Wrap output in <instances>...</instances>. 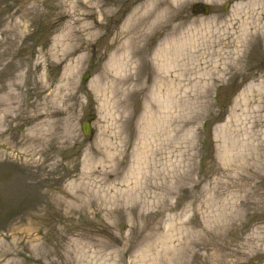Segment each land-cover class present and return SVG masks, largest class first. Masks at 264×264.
Instances as JSON below:
<instances>
[{"label": "rangeland", "instance_id": "rangeland-1", "mask_svg": "<svg viewBox=\"0 0 264 264\" xmlns=\"http://www.w3.org/2000/svg\"><path fill=\"white\" fill-rule=\"evenodd\" d=\"M159 1L0 0V264H264V0Z\"/></svg>", "mask_w": 264, "mask_h": 264}, {"label": "bare ground", "instance_id": "bare-ground-1", "mask_svg": "<svg viewBox=\"0 0 264 264\" xmlns=\"http://www.w3.org/2000/svg\"><path fill=\"white\" fill-rule=\"evenodd\" d=\"M161 1L162 0H160L158 3L159 4L162 3ZM245 2H246V4H250V3L254 4V3H257V0H246ZM243 3H238L237 6L243 5ZM254 14H256V12ZM249 15H251V13ZM263 21H264V18H263ZM133 32H134L133 36L130 37V42H129L128 46L126 47V48H130V50H128L123 55V57H118L115 60V62L113 63L112 67H113V70L115 71L116 75H120L121 73H123V72L125 73V72H128V71L131 72L133 66L134 65L137 66V61L134 59V57H135L136 53H138V51H137L136 48H133V46H134L133 43H134L135 40L138 39V33L139 32L138 31H133ZM242 34L246 35V32H245L244 29H242ZM170 45H172V44H169V42H168V44L166 45L165 50L163 52H161L160 54H156V56L154 57L155 64L157 66H159V69H161L163 71L169 70V68L172 66V63L175 62L174 61L175 57H173V54H171V51H170V49H171V47H169ZM141 51H143V50L141 49ZM254 88L264 92V79H260L258 82H251L248 85V91L249 92L252 91V89H254ZM245 93L247 95L249 94L247 92H245ZM247 100H248V96L245 97V101L246 102H247ZM255 102L258 104L259 100H255ZM42 126L45 127L44 124L41 125V127ZM47 130H48V132H47ZM39 133H41L42 135H48L49 134V129L46 128V129L39 130Z\"/></svg>", "mask_w": 264, "mask_h": 264}, {"label": "water", "instance_id": "water-1", "mask_svg": "<svg viewBox=\"0 0 264 264\" xmlns=\"http://www.w3.org/2000/svg\"><path fill=\"white\" fill-rule=\"evenodd\" d=\"M204 10L205 12H208L209 10V6L208 5H204ZM89 78V74H86L84 79H88ZM95 117V114H90L88 116V119L85 120L83 123H82V129H83V132L86 136H90L92 135L93 133V128H92V120L94 119Z\"/></svg>", "mask_w": 264, "mask_h": 264}, {"label": "flooded vegetation", "instance_id": "flooded-vegetation-1", "mask_svg": "<svg viewBox=\"0 0 264 264\" xmlns=\"http://www.w3.org/2000/svg\"><path fill=\"white\" fill-rule=\"evenodd\" d=\"M195 5V4H194ZM195 8H197L196 6H194Z\"/></svg>", "mask_w": 264, "mask_h": 264}]
</instances>
